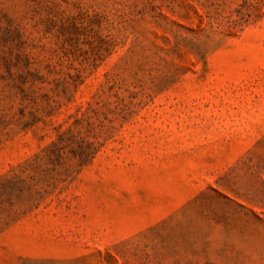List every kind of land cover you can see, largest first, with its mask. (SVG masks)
Returning <instances> with one entry per match:
<instances>
[{"label": "rangeland", "instance_id": "obj_1", "mask_svg": "<svg viewBox=\"0 0 264 264\" xmlns=\"http://www.w3.org/2000/svg\"><path fill=\"white\" fill-rule=\"evenodd\" d=\"M0 264H264V0H0Z\"/></svg>", "mask_w": 264, "mask_h": 264}]
</instances>
